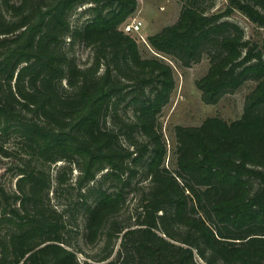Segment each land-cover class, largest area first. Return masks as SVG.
<instances>
[{
    "label": "trees",
    "instance_id": "16d2710c",
    "mask_svg": "<svg viewBox=\"0 0 264 264\" xmlns=\"http://www.w3.org/2000/svg\"><path fill=\"white\" fill-rule=\"evenodd\" d=\"M176 1L145 57L121 28L136 0H0V164L12 178L0 177V264H264V49L228 20L241 14L264 44V0ZM74 44L90 49L86 65ZM163 57L207 59L195 83L206 104L254 83L239 118L173 127L172 169ZM71 231L98 245L89 260Z\"/></svg>",
    "mask_w": 264,
    "mask_h": 264
},
{
    "label": "rangeland",
    "instance_id": "374dc122",
    "mask_svg": "<svg viewBox=\"0 0 264 264\" xmlns=\"http://www.w3.org/2000/svg\"><path fill=\"white\" fill-rule=\"evenodd\" d=\"M136 12L132 18L141 22L139 33L143 40L138 38V35L132 34L137 39L138 49L142 56L151 57L156 55L146 42L148 35L159 32L163 27L174 23L180 12V4L176 0H136ZM224 0H216L213 11H219L224 8ZM78 13L72 16V22L82 17ZM228 20L238 24L244 31V36L250 41L261 43L262 32L248 22L241 14L234 12ZM69 55L74 59L78 66L86 65L91 59L90 49L81 44H74L68 49ZM163 60L168 63L173 70L174 89L170 95L168 103L161 111L159 121L161 124L162 133L166 143V165L170 169L174 166V137L172 129L176 125L180 126H197L206 117L216 116L225 121H232L240 117L246 96L252 90L254 83L251 81L245 82L234 93H227L221 96L215 104H206L203 102L201 92L197 89L195 83L201 78L208 69V61L202 57L199 62L192 64L190 67H180L173 60L163 57ZM3 165L0 164L1 180L10 186L12 178L8 174H3ZM134 204V200L129 195L125 206L129 208ZM126 216V214H125ZM70 247L75 251L77 258L80 261L89 260L98 251V245H87L83 242L80 234L70 232L68 235ZM74 246V248H73Z\"/></svg>",
    "mask_w": 264,
    "mask_h": 264
},
{
    "label": "built area",
    "instance_id": "2783aa9c",
    "mask_svg": "<svg viewBox=\"0 0 264 264\" xmlns=\"http://www.w3.org/2000/svg\"><path fill=\"white\" fill-rule=\"evenodd\" d=\"M123 32L130 33V34H136L138 35V38L143 40L141 37L139 30L141 28V22L138 21L135 18L128 19L123 25L121 26Z\"/></svg>",
    "mask_w": 264,
    "mask_h": 264
},
{
    "label": "crops",
    "instance_id": "0c3cea01",
    "mask_svg": "<svg viewBox=\"0 0 264 264\" xmlns=\"http://www.w3.org/2000/svg\"><path fill=\"white\" fill-rule=\"evenodd\" d=\"M132 18V17H131ZM131 18H129V19H131Z\"/></svg>",
    "mask_w": 264,
    "mask_h": 264
}]
</instances>
